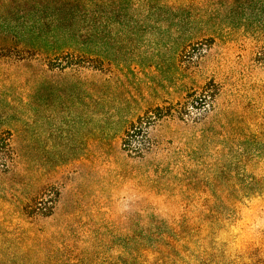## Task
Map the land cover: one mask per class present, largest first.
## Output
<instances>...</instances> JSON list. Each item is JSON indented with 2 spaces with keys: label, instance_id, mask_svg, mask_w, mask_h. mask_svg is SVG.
<instances>
[{
  "label": "rangeland",
  "instance_id": "1",
  "mask_svg": "<svg viewBox=\"0 0 264 264\" xmlns=\"http://www.w3.org/2000/svg\"><path fill=\"white\" fill-rule=\"evenodd\" d=\"M2 141L0 264H264V0H0Z\"/></svg>",
  "mask_w": 264,
  "mask_h": 264
},
{
  "label": "trees",
  "instance_id": "2",
  "mask_svg": "<svg viewBox=\"0 0 264 264\" xmlns=\"http://www.w3.org/2000/svg\"><path fill=\"white\" fill-rule=\"evenodd\" d=\"M162 109L161 108H158L157 109V112H161ZM134 129L138 130V127L136 125H133V131ZM9 145L5 142V141H2L0 142V160H3L2 157L4 156V154L6 153V150L8 149ZM260 182H256V185H259Z\"/></svg>",
  "mask_w": 264,
  "mask_h": 264
}]
</instances>
